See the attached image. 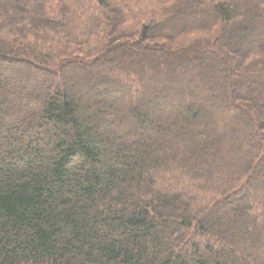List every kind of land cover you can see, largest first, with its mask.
Masks as SVG:
<instances>
[{
  "label": "trees",
  "instance_id": "1",
  "mask_svg": "<svg viewBox=\"0 0 264 264\" xmlns=\"http://www.w3.org/2000/svg\"><path fill=\"white\" fill-rule=\"evenodd\" d=\"M149 64L226 111L122 106ZM261 176L264 0H0V264H264Z\"/></svg>",
  "mask_w": 264,
  "mask_h": 264
},
{
  "label": "rangeland",
  "instance_id": "2",
  "mask_svg": "<svg viewBox=\"0 0 264 264\" xmlns=\"http://www.w3.org/2000/svg\"><path fill=\"white\" fill-rule=\"evenodd\" d=\"M254 32L253 30L249 31V35H252ZM238 35V34H237ZM244 37L248 35H243ZM249 38V37H247ZM246 38V39H247ZM192 65L183 66L180 71L172 72L171 68L169 66H166L164 70H160L156 67H153L151 64L147 66L148 69V77L144 79V83L142 86H140L138 89V93L134 92L132 93V84L131 86H125L123 89V94L118 95L117 98L121 99V105H127L129 104V100L132 98L133 101H138L141 103L143 108H153L158 107L159 110L166 111V106L170 101L175 100V102H186V97L180 96L186 89H191L193 91V101L196 103L204 104V109L208 113H212L214 117L217 115H222L226 111V106L222 102L214 103V101L208 100V95L205 94L204 89L205 87H200V83H204V80L202 77L198 75L196 72L195 77L198 78V80L194 79V77H189L186 75V70H189ZM4 70V69H3ZM119 72L110 74L106 72H95V71H88V70H77L73 73H68L66 75L65 84H76L78 82H85V83H97L98 79H100L99 84L96 86L100 89L104 88L106 86L107 80L109 79V83L116 82L120 78H122L124 71L119 70ZM5 75L9 76L12 75L15 77V79L20 82L22 85H25L26 91H36L41 90L42 88H45L48 84L46 81H44L41 85H35V79L37 76V73L30 71L28 68H25L24 66L19 65H11L8 66V69L4 70ZM108 78V79H107ZM143 79V76L142 78ZM112 82H111V81ZM113 85V84H111ZM203 90V91H202ZM46 94L48 92L44 91ZM42 93V92H41ZM6 93L2 94L1 100L5 101L7 104L10 101H13L20 96L18 95H12L10 98L6 99L5 95ZM85 96H87L89 99H95L94 96H91V94L85 93ZM87 94V95H86ZM45 95V94H44ZM106 98L110 97L111 95L105 94ZM134 96V97H132ZM203 101V102H202ZM135 105V104H134ZM215 112V113H214ZM234 123L237 127H240V123H242L241 119L239 117H233ZM240 125V126H239ZM231 130L235 131L234 128H231ZM237 146V144H233L231 147ZM233 159L234 156H233ZM256 185L263 186L264 185V176H261L258 179H255ZM258 189L256 187L253 188V192L257 191Z\"/></svg>",
  "mask_w": 264,
  "mask_h": 264
}]
</instances>
